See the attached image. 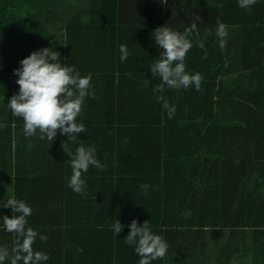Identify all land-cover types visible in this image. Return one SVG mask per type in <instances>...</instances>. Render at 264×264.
<instances>
[{"label": "trees", "instance_id": "obj_1", "mask_svg": "<svg viewBox=\"0 0 264 264\" xmlns=\"http://www.w3.org/2000/svg\"><path fill=\"white\" fill-rule=\"evenodd\" d=\"M120 3L0 0V109L12 92L18 94L14 69L33 51L52 48L61 63L72 66L66 54L75 33L114 37L131 30ZM212 4L210 22L198 24V30L209 31L201 39L207 59L193 44L185 60L203 75L201 91L192 88V98H167L171 105L193 102L188 117L176 108L168 119L167 111L151 101L144 119H123V114L100 119L113 134L146 131L150 142L138 159L136 150L128 155L129 162L137 160L136 169L117 165L98 171L107 179L97 183V191L87 186L93 196L82 197L88 206L73 221L89 225L73 233L88 234L80 245L67 244L59 264H138L134 246L124 241L130 229L124 227L118 236L112 230L117 219L122 225L150 220L151 231L165 238L167 255L152 264H264V83L243 85L264 74V0L251 10L239 7L238 0ZM217 20L228 32L224 48L216 36ZM114 48L111 54L119 59ZM141 184L150 185L146 196Z\"/></svg>", "mask_w": 264, "mask_h": 264}, {"label": "crops", "instance_id": "obj_2", "mask_svg": "<svg viewBox=\"0 0 264 264\" xmlns=\"http://www.w3.org/2000/svg\"><path fill=\"white\" fill-rule=\"evenodd\" d=\"M117 2H121V8L125 9V20L131 19L126 21L131 23L129 27L131 30L114 37L106 33L103 35L98 31L83 32L81 35L73 33L75 35L73 46L66 54L72 58V66L81 76L89 74L92 76L90 91H94L95 99L90 96L85 98L82 112L77 118V123L85 125L86 132L78 134V137L72 141H68V137L59 132L53 141L47 138L40 140L39 133L36 137H26L22 118L14 117L7 104L0 109V119L8 121L5 122L6 124L0 121V154L2 152L0 201L15 198L24 201L32 208V215L26 218L28 226L48 237L45 242L38 236L33 244L35 251L45 252L49 255V259H52L43 264L56 261L58 264L63 263L67 244L78 242L80 245L84 241V235L88 234L73 232L79 230L84 232L89 229V225H78L73 221L79 220L77 216H80L79 214L88 206L87 202L85 204L81 202L82 197L93 195L87 187L83 194H77L68 187L72 169L68 163L70 158L61 147L62 142L73 152L79 146H95L97 158L107 166L104 171L109 172L117 165L136 169L137 160L130 159L129 162L128 155L136 150L134 159H138L139 154L143 153L141 152L143 144L150 142V133L135 130L132 133L113 134L108 129L109 125L99 123L100 119H118L121 114L124 115L123 119H144L151 101L157 110L160 106L161 111L164 112L166 110L157 99L159 95L166 98H192V88L177 91L165 86L162 93L153 91L155 85L159 83V78L151 75L150 67L155 59L159 58L163 49L156 45L152 33L156 28L165 25L183 33L185 28L191 26L190 17L193 14L201 17L198 24L210 22L212 0H117ZM122 13L123 11L119 14ZM198 32L200 39L209 35L208 30H198ZM192 40L196 45L195 36ZM121 44L126 45L130 52L124 62H121L120 58L114 59L111 54L113 48L118 51ZM74 56L76 58L73 60ZM62 64L66 65V63ZM185 65L186 71L195 74L193 66ZM263 75L259 73V77L252 78L251 82L244 81V87H256L258 83H264ZM172 105L179 109L178 113L181 112L183 116L186 114L188 117L192 112L193 102L181 101ZM222 112L226 115L228 110L224 108ZM134 141L135 146L132 144ZM30 143L33 145L31 148H29ZM98 171L101 170L90 167L87 173L82 174L86 185L94 191H97L95 189L97 183L99 181L102 183V179L106 178L99 175ZM122 181L123 184L127 183L128 176H124ZM4 215L11 218L12 210L0 207V217ZM2 223L0 220V246L7 247L11 253L16 237L5 231ZM213 262L216 263L217 260ZM5 264L10 262L5 261Z\"/></svg>", "mask_w": 264, "mask_h": 264}, {"label": "clouds", "instance_id": "obj_3", "mask_svg": "<svg viewBox=\"0 0 264 264\" xmlns=\"http://www.w3.org/2000/svg\"><path fill=\"white\" fill-rule=\"evenodd\" d=\"M257 2L258 0H238V6L251 10ZM190 18L191 26L185 28L183 33L171 29L168 25L158 27L152 33L156 45L163 49L150 67L151 75L159 78V83L153 88L154 92H164L165 86L177 91L189 88L201 91L202 75L186 71L185 60L193 47V36L196 38V45L204 51V59H207V49L198 32L201 17L193 14ZM216 23V36L219 38L220 47L224 48L228 32L223 23L219 20ZM119 51L120 61H126L130 55L127 46L119 45ZM19 64L20 67L14 69V75L18 77L15 82L19 85V91L10 97L7 107L14 117L22 118L24 135L36 137L39 133L40 140L47 138L53 141L59 132L66 135L68 141H72L78 134L86 132L85 125L77 123V118L82 112L85 98L90 96L95 99L94 91H90L91 74L81 76L74 66L62 64L61 54L52 48L33 51ZM157 99L167 111L168 119H173L175 105H171L163 95L157 96ZM31 147L33 145L30 143L29 148ZM61 147L70 158L68 163L72 169L68 187L77 194H83L87 185L82 174L87 173L90 167L104 171L107 166L97 158L95 146H79L75 152L68 149L64 142ZM139 187L146 196L150 185L141 184ZM0 207L12 210L11 218L4 215L0 220L3 222V229L16 237L11 253L7 247L0 246V264H5V261L10 264H43L49 260L47 253L33 249L38 236L45 242L48 237L28 226L26 218L32 215V208L15 198L0 201ZM124 227L130 229L124 241L128 246H134L135 254L139 257L138 264H152L167 255L169 245L164 237L151 231L150 220L140 225L133 219L129 225H122L117 219L112 225V230L118 236Z\"/></svg>", "mask_w": 264, "mask_h": 264}, {"label": "rangeland", "instance_id": "obj_4", "mask_svg": "<svg viewBox=\"0 0 264 264\" xmlns=\"http://www.w3.org/2000/svg\"><path fill=\"white\" fill-rule=\"evenodd\" d=\"M0 147H1V145H0ZM211 249H212V251H213V252H215V250H216V248H215V247H214V248H213V247H211Z\"/></svg>", "mask_w": 264, "mask_h": 264}]
</instances>
